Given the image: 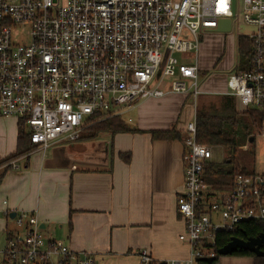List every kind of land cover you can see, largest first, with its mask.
<instances>
[{
    "label": "built area",
    "instance_id": "obj_1",
    "mask_svg": "<svg viewBox=\"0 0 264 264\" xmlns=\"http://www.w3.org/2000/svg\"><path fill=\"white\" fill-rule=\"evenodd\" d=\"M225 18L230 32L250 28L238 36L251 45L245 68L237 52L225 93L264 113V0H0V116L18 118L31 144L44 151L79 140L93 116L120 115L170 92L195 97L202 75L198 48L207 35L229 33L216 31ZM175 53L193 56L186 61ZM261 122L264 137V117ZM182 143L177 211L185 230L179 239L190 252L165 264L215 258L218 231L264 220L263 175L238 173L232 188L210 193L204 166L213 149L197 141L195 119L187 122ZM13 219L23 233L8 240L0 264L93 263L91 252L47 238L36 212L21 210ZM157 263L140 249L137 264Z\"/></svg>",
    "mask_w": 264,
    "mask_h": 264
},
{
    "label": "crops",
    "instance_id": "obj_2",
    "mask_svg": "<svg viewBox=\"0 0 264 264\" xmlns=\"http://www.w3.org/2000/svg\"><path fill=\"white\" fill-rule=\"evenodd\" d=\"M218 60L214 52L210 66ZM225 76L215 74L207 81L211 86L205 84L195 97L170 92L124 108L119 116L129 131L55 143L44 151L34 148L1 163L0 252L16 233H23L10 214L28 210L36 212L47 238L91 252L92 264H137L142 248L155 262L187 258L189 244L179 239L185 222L177 211L184 188L182 137L187 122L195 119L200 95L226 94ZM233 97L237 110L246 109ZM19 127L18 118L0 116V160L16 153ZM259 128L241 150L254 145L257 135L264 149ZM170 129L180 135L158 138L151 133ZM251 173L264 176V168ZM213 264H254V259L227 254Z\"/></svg>",
    "mask_w": 264,
    "mask_h": 264
},
{
    "label": "trees",
    "instance_id": "obj_3",
    "mask_svg": "<svg viewBox=\"0 0 264 264\" xmlns=\"http://www.w3.org/2000/svg\"><path fill=\"white\" fill-rule=\"evenodd\" d=\"M250 47V40L248 38L244 36L237 37V50L242 68L246 67L244 64L249 56ZM195 114L197 141L211 147H221L225 153L222 161H210L205 164L204 180L211 190L210 193L218 190H228L232 188L233 179L236 174L249 173L246 172L244 167L239 165L237 153L241 150L240 147L250 140V137L255 136L264 113L256 107H249L239 111L235 107V98L228 94H222L215 98L199 99ZM19 125L17 151L15 154L0 160V164L35 148L20 122ZM129 130L119 115L105 118L93 116L86 123L79 139L95 138L102 132L116 133ZM151 133L153 137L158 138L180 135L174 129L151 131ZM262 189L264 191V184ZM261 232H264V220H248L241 222L233 229L218 231L215 235L216 243L213 246L217 255L212 264L219 257L218 248L226 244L233 236L248 238L256 236ZM231 254L251 256L254 259V264H264V256H256L247 250H237ZM198 263L207 264L203 260L198 261Z\"/></svg>",
    "mask_w": 264,
    "mask_h": 264
},
{
    "label": "rangeland",
    "instance_id": "obj_4",
    "mask_svg": "<svg viewBox=\"0 0 264 264\" xmlns=\"http://www.w3.org/2000/svg\"><path fill=\"white\" fill-rule=\"evenodd\" d=\"M250 28L247 26H241L239 29L235 26L232 32H229L224 38L221 33H216L213 36L207 35L203 38L202 44L198 48L197 62L202 75L198 77V87L199 89L204 88L203 86H211L210 81L216 74H227L234 70L235 63L234 57L236 56V36L240 33L249 31ZM214 52L218 53L219 60L215 67L210 66L211 61H213ZM178 59H183L186 61H191V53L187 54H174ZM234 63V65H233ZM208 81V82H207ZM207 82V83H205ZM206 84V85H205ZM209 96V97H208ZM200 95L199 99L202 98H215L220 95ZM198 99V100H199ZM262 138L257 135L255 138L254 145L250 146L247 150H239L237 153V161L240 166L244 167L246 172L251 173L252 170L264 168V149L261 145ZM213 149V161L214 158L222 161L225 157V153L222 148L212 147Z\"/></svg>",
    "mask_w": 264,
    "mask_h": 264
},
{
    "label": "water",
    "instance_id": "obj_5",
    "mask_svg": "<svg viewBox=\"0 0 264 264\" xmlns=\"http://www.w3.org/2000/svg\"><path fill=\"white\" fill-rule=\"evenodd\" d=\"M231 21L228 18L220 20L216 31L220 32H230ZM253 137H250L249 141H252ZM16 212L10 214L14 217ZM237 250H247L254 253L256 256H264V232L257 234L256 236L241 238L238 236H233L226 244L218 248L219 255L231 254ZM206 261L207 264H212L214 258L211 257H201L197 258V261ZM157 264H165V261L158 262Z\"/></svg>",
    "mask_w": 264,
    "mask_h": 264
}]
</instances>
